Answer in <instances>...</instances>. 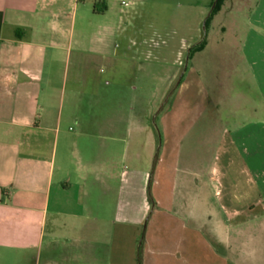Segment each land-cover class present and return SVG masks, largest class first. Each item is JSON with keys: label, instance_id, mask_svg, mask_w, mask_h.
I'll list each match as a JSON object with an SVG mask.
<instances>
[{"label": "crops", "instance_id": "1", "mask_svg": "<svg viewBox=\"0 0 264 264\" xmlns=\"http://www.w3.org/2000/svg\"><path fill=\"white\" fill-rule=\"evenodd\" d=\"M131 12L0 0V264H264V108L212 103L197 77L203 103L176 92L153 125L167 86L118 88L146 51L120 44Z\"/></svg>", "mask_w": 264, "mask_h": 264}, {"label": "rangeland", "instance_id": "2", "mask_svg": "<svg viewBox=\"0 0 264 264\" xmlns=\"http://www.w3.org/2000/svg\"><path fill=\"white\" fill-rule=\"evenodd\" d=\"M119 1L132 10L124 21L127 37L121 38L120 44L127 45L130 37L144 38L146 51L128 52L127 58H120V61L127 60L128 66L118 71V88H123L122 78L129 85L134 81L143 94L151 93L154 88L164 90L167 86L165 99L152 115L153 125L158 127L163 108L171 103L176 92L192 98L197 105L204 100L205 90L196 82L197 77L208 86L212 103L232 102V106L245 110L264 108V58L262 64H255L254 57L245 52L250 45L264 46V27L255 22L256 17H264L261 0H224L217 10L218 0ZM131 55L136 57L134 63H130ZM140 63L145 70L139 69ZM96 141L103 148L104 162H109V154L105 153L108 148L104 145L107 140ZM71 159H78L74 151ZM104 199L112 202L109 196L104 195ZM146 230L147 222L138 237L141 252L143 246L147 251ZM157 245L152 244L154 252L158 250Z\"/></svg>", "mask_w": 264, "mask_h": 264}, {"label": "trees", "instance_id": "3", "mask_svg": "<svg viewBox=\"0 0 264 264\" xmlns=\"http://www.w3.org/2000/svg\"><path fill=\"white\" fill-rule=\"evenodd\" d=\"M223 1L224 0H218L215 10L219 9V7H220V5L222 4ZM213 2H214V0H213ZM213 2H212V4H213Z\"/></svg>", "mask_w": 264, "mask_h": 264}]
</instances>
